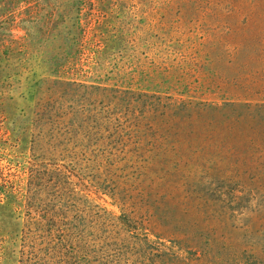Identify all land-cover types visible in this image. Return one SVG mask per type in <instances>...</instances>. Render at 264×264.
<instances>
[{"label":"rangeland","instance_id":"374dc122","mask_svg":"<svg viewBox=\"0 0 264 264\" xmlns=\"http://www.w3.org/2000/svg\"><path fill=\"white\" fill-rule=\"evenodd\" d=\"M173 99L183 106L164 109ZM42 105L64 138L75 136L65 161L84 177L94 234L123 233L114 215L123 201L138 207L140 189L126 183L114 196L108 184L145 171L148 148L163 150L169 160L154 168L177 164L163 170L164 189L189 170L183 216L200 262L264 264V0H0V264H18ZM136 123L193 134L141 138L128 131Z\"/></svg>","mask_w":264,"mask_h":264},{"label":"trees","instance_id":"16d2710c","mask_svg":"<svg viewBox=\"0 0 264 264\" xmlns=\"http://www.w3.org/2000/svg\"><path fill=\"white\" fill-rule=\"evenodd\" d=\"M62 81L83 88H108L77 80ZM114 90L126 91L119 88ZM183 104V100L173 99L164 104V109L166 106L178 109ZM50 109L42 105L36 112L38 124H34L31 146L36 157L21 192L24 214L18 264H202L203 251L199 244L191 242L194 229L189 227L190 222L183 216L187 198L194 194L193 190L180 188V183H189V170L180 183L174 182L173 189H164L163 182L171 176V171L167 173L163 170L170 165L169 169L175 170L177 164L154 168L158 156L160 165L169 159L163 157V150L151 152V148H148V154L142 162L145 171L120 175L108 184L111 187L110 194L117 196L119 186L135 183L133 188L140 189L142 203L135 208L123 201L121 213L114 215L124 225L123 233L98 236L93 233L92 224L86 221V214L91 207L86 203V194L82 192L86 185L84 177L75 176L74 167L65 161L68 143L75 136L73 134L64 138L66 130L56 128L59 124H50ZM144 117L148 118L146 112L136 114L135 121L136 118L141 120ZM46 121L49 124H45ZM97 126L100 127L99 124ZM43 127L47 128L44 134ZM128 131L141 138L149 135L162 139L189 138L193 134L188 124L136 123ZM41 136L46 137L43 144L39 143ZM140 139L135 141L141 143ZM151 144L155 146L154 140H151ZM128 150V143L125 142L118 147L121 153ZM118 161L116 159L115 163Z\"/></svg>","mask_w":264,"mask_h":264}]
</instances>
